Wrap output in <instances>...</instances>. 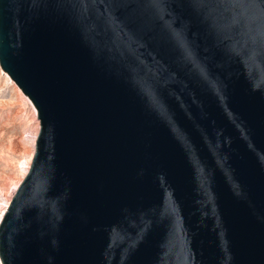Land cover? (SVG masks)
<instances>
[{"label":"water","instance_id":"obj_1","mask_svg":"<svg viewBox=\"0 0 264 264\" xmlns=\"http://www.w3.org/2000/svg\"><path fill=\"white\" fill-rule=\"evenodd\" d=\"M40 122L1 264H264V0H0Z\"/></svg>","mask_w":264,"mask_h":264},{"label":"rangeland","instance_id":"obj_2","mask_svg":"<svg viewBox=\"0 0 264 264\" xmlns=\"http://www.w3.org/2000/svg\"><path fill=\"white\" fill-rule=\"evenodd\" d=\"M36 109L0 66V210L24 176L37 131ZM1 264V261H0Z\"/></svg>","mask_w":264,"mask_h":264},{"label":"bare ground","instance_id":"obj_3","mask_svg":"<svg viewBox=\"0 0 264 264\" xmlns=\"http://www.w3.org/2000/svg\"><path fill=\"white\" fill-rule=\"evenodd\" d=\"M4 73L7 74L6 72H4ZM7 75H8V74H7ZM8 76H9V75H8ZM9 77H10V76H9ZM11 82H13L12 79H11ZM37 127H38V129H37V131H35V135H33L34 137H33V139H32V144H33L34 147H35V143H36L37 135H38V132H39V127H40L39 119H37ZM33 154H34V152L32 153L30 159L27 160L25 163H23V166L25 167L24 175H25V173L27 172V170H28V168H29V166H30V164H31ZM23 177H24V176H23ZM17 186H18V185H17ZM17 186L14 187L15 190H16ZM8 203H9V201L5 202V206H4V208L1 209V212H3V211L6 209Z\"/></svg>","mask_w":264,"mask_h":264},{"label":"built area","instance_id":"obj_4","mask_svg":"<svg viewBox=\"0 0 264 264\" xmlns=\"http://www.w3.org/2000/svg\"><path fill=\"white\" fill-rule=\"evenodd\" d=\"M4 211H5V210H4ZM4 211L1 212V210H0V219H1V217L3 216V214H4Z\"/></svg>","mask_w":264,"mask_h":264}]
</instances>
